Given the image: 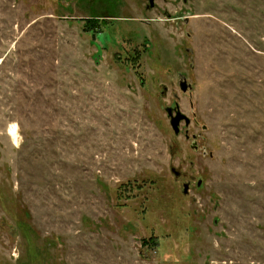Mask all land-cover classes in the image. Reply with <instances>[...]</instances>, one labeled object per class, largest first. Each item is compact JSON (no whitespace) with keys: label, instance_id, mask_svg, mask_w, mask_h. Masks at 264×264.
Listing matches in <instances>:
<instances>
[{"label":"rangeland","instance_id":"1","mask_svg":"<svg viewBox=\"0 0 264 264\" xmlns=\"http://www.w3.org/2000/svg\"><path fill=\"white\" fill-rule=\"evenodd\" d=\"M156 2L0 0V264H264V0Z\"/></svg>","mask_w":264,"mask_h":264},{"label":"flooded vegetation","instance_id":"2","mask_svg":"<svg viewBox=\"0 0 264 264\" xmlns=\"http://www.w3.org/2000/svg\"><path fill=\"white\" fill-rule=\"evenodd\" d=\"M141 1H144L145 2V5H146V8H148L147 6H148V4H149V0H141ZM149 9V8H148ZM153 9H157V2H156V0H154V7L151 9V10H153ZM111 15V13L107 10L106 11V13L103 15V17H96V18H93V19H96L97 20V28L96 29H99L98 27L101 25L102 27H104V26H107L110 22V20H115V19H113L114 17H112V16H110ZM168 16H169V14H168ZM96 25V24H95ZM101 33V31L98 33V34H100ZM183 92V91H182ZM167 108H169V107H167ZM172 108H174L175 110H176V108H177V106H175V107H172ZM181 110V109H180ZM166 111H167V109H166ZM167 114H168V112H167ZM174 114H175V111H174ZM168 116H169V114H168ZM189 117V116H188ZM169 118H171V116H169ZM190 118V117H189ZM181 123H184L185 124V126H189V125H191V118H190V123L189 124H186V120H183ZM180 127H181V124H180ZM181 134V131H180V133L178 134V135H176V136H179ZM184 136H185V139H187V140H192V143H191V148H192V145H194L196 148H192V149H194V150H197L198 148H199V146H198V143H197V135H195V134H192V136H190V134H189V130L188 129H186V131H185V133H184ZM192 138V139H191ZM173 173H174V175L177 177V178H179L180 176H181V172L180 171H178V170H176V169H173L172 168V170H171ZM202 183H203V180L202 179H199L198 181H197V186H201L202 185ZM186 185L188 186V188H187V191H185V187H186ZM191 186H192V181L191 180H188L187 182H184V184H183V193L184 194H188V192L190 191V188H191Z\"/></svg>","mask_w":264,"mask_h":264},{"label":"water","instance_id":"3","mask_svg":"<svg viewBox=\"0 0 264 264\" xmlns=\"http://www.w3.org/2000/svg\"><path fill=\"white\" fill-rule=\"evenodd\" d=\"M147 7L149 9H152L154 7V0H149V4ZM188 20H189V17L186 18L187 22H188ZM179 86L183 92H187L192 88V85L187 81V78H185V77H182L180 79ZM174 111H175V114H174ZM167 112H168L169 116H171L170 124L172 126V129H173L174 133L176 135H178L181 131V127H180L181 122L183 120H186V124H189L190 118L180 110L179 106H177L176 110L172 107H169V108H167ZM192 148H196V147L194 145H192ZM173 169H175V168H173ZM187 188H188V186L186 185L185 191H187Z\"/></svg>","mask_w":264,"mask_h":264},{"label":"trees","instance_id":"4","mask_svg":"<svg viewBox=\"0 0 264 264\" xmlns=\"http://www.w3.org/2000/svg\"><path fill=\"white\" fill-rule=\"evenodd\" d=\"M88 26L91 27V29H94L93 27L97 28V20L93 18L88 19Z\"/></svg>","mask_w":264,"mask_h":264},{"label":"bare ground","instance_id":"5","mask_svg":"<svg viewBox=\"0 0 264 264\" xmlns=\"http://www.w3.org/2000/svg\"><path fill=\"white\" fill-rule=\"evenodd\" d=\"M15 129L13 128L12 131L10 132L13 138H16V136H17Z\"/></svg>","mask_w":264,"mask_h":264}]
</instances>
